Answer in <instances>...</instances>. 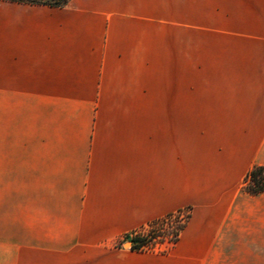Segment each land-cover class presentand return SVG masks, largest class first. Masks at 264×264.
<instances>
[{
	"label": "crops",
	"instance_id": "1",
	"mask_svg": "<svg viewBox=\"0 0 264 264\" xmlns=\"http://www.w3.org/2000/svg\"><path fill=\"white\" fill-rule=\"evenodd\" d=\"M178 7L0 1V264L264 256V0H226L243 38L187 66ZM187 207L169 253L118 245Z\"/></svg>",
	"mask_w": 264,
	"mask_h": 264
},
{
	"label": "rangeland",
	"instance_id": "2",
	"mask_svg": "<svg viewBox=\"0 0 264 264\" xmlns=\"http://www.w3.org/2000/svg\"><path fill=\"white\" fill-rule=\"evenodd\" d=\"M170 2H174L175 4L178 2L179 22H183L185 26V31L183 33L185 44L184 47H182V52L186 56V66L189 65L188 61H191L189 58L191 56L203 57L228 52L229 48L218 45L224 42L223 40L243 38L239 33L240 16L238 14H231V16L228 15L226 17L225 15V9L223 7H225L226 0H170ZM171 8L170 6V10L173 9ZM221 9L223 10L221 11ZM174 17L171 15L170 21ZM230 17L231 19H229ZM221 28H226L227 31ZM180 49L181 47H179V51ZM175 50L176 47H169V54L175 53ZM189 214L191 216V208H184L179 213L177 219L182 222ZM136 231L140 235H145L148 233L149 227L146 225ZM124 244L126 246L131 245L130 242L123 238L119 241L118 245L123 246ZM174 247H170L169 244L166 243H157L153 250L143 252L162 253L161 251H164L162 254H166ZM248 263L264 264V256L249 255Z\"/></svg>",
	"mask_w": 264,
	"mask_h": 264
},
{
	"label": "trees",
	"instance_id": "3",
	"mask_svg": "<svg viewBox=\"0 0 264 264\" xmlns=\"http://www.w3.org/2000/svg\"><path fill=\"white\" fill-rule=\"evenodd\" d=\"M11 3H20L28 5H45L51 7H64L71 0H0ZM244 191L250 195H258L264 192V166L253 167L244 182ZM171 213L159 220L147 224L149 231L145 235L138 234L137 231L132 234L124 236V239L131 243V250L133 251H147L153 250L157 243L169 244L174 247L178 242L180 235L186 227L190 214L182 222L177 219L179 213ZM176 224V225H174ZM156 229V230H155ZM164 253V251H161Z\"/></svg>",
	"mask_w": 264,
	"mask_h": 264
}]
</instances>
